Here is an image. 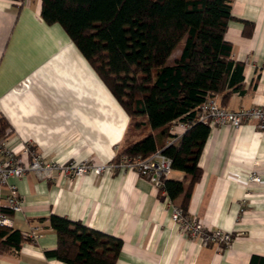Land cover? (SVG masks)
<instances>
[{
    "label": "crops",
    "instance_id": "obj_1",
    "mask_svg": "<svg viewBox=\"0 0 264 264\" xmlns=\"http://www.w3.org/2000/svg\"><path fill=\"white\" fill-rule=\"evenodd\" d=\"M40 11V0H0V117L7 145L19 152L30 144L47 163L109 165L142 135H131L118 101L63 28L46 24ZM231 16L224 39L244 66L243 89L217 100L230 111L264 108V0H232ZM145 131L159 144L172 139ZM198 167L187 215L206 231L231 234L227 248L188 238L171 219L181 199L171 201L134 171L90 172L72 180L30 173L11 180L23 204L8 216L12 229L32 238L19 251L1 254L0 264H63L46 255L57 245L50 215L121 240L116 264H249L252 256L264 258V128L258 122L210 128ZM251 172L262 183L248 189ZM184 178L171 170L166 179ZM247 190L251 197L241 206ZM6 195L0 192V205Z\"/></svg>",
    "mask_w": 264,
    "mask_h": 264
},
{
    "label": "trees",
    "instance_id": "obj_2",
    "mask_svg": "<svg viewBox=\"0 0 264 264\" xmlns=\"http://www.w3.org/2000/svg\"><path fill=\"white\" fill-rule=\"evenodd\" d=\"M40 1L42 20L63 28L134 129L166 136L173 123L187 127L177 144H159L149 133L116 156L145 158L162 149L172 170L185 178L165 179L160 192L171 201L180 198L177 207L187 215L191 191L201 177L198 159L210 132L197 122L196 112L209 97L221 96L223 103L243 89L244 66L233 60L232 46L224 39L232 0ZM7 135L0 117V138ZM48 222L57 237L48 257L63 264H116L121 240L56 215ZM28 241L26 234L0 227V255L15 253ZM249 264H264V258L252 256Z\"/></svg>",
    "mask_w": 264,
    "mask_h": 264
},
{
    "label": "built area",
    "instance_id": "obj_3",
    "mask_svg": "<svg viewBox=\"0 0 264 264\" xmlns=\"http://www.w3.org/2000/svg\"><path fill=\"white\" fill-rule=\"evenodd\" d=\"M196 120L207 125L209 128L228 126L234 130L239 129L245 122H258L259 127L264 128V108L240 109L230 111L223 108L217 97H209L198 108ZM186 126L176 122L173 123L169 134L171 141L168 145L174 144L186 130ZM30 144L22 146L19 152L12 150L7 145L6 139H0V192L7 191L5 204L0 205V227L9 229L12 227L8 213H18L22 210V198L17 194V188L11 183L12 179H20L27 174H35L42 180H54L58 176H64L71 180L75 177L93 172L96 175L117 170L134 171L138 176L152 184L160 192L163 181L172 170V160L163 154V150H157L148 157H129L120 155L116 161L109 165L94 166L88 162L80 164H58L47 163ZM261 178L251 172L246 179L249 189L252 185H260ZM164 193V192H160ZM251 193L247 190L242 199L241 206H245ZM172 221L177 224L180 230L191 239L198 238L204 246L220 245L225 248L230 246L233 236L228 233L206 231L195 219L185 215L177 206H172ZM30 239L32 236L26 234Z\"/></svg>",
    "mask_w": 264,
    "mask_h": 264
},
{
    "label": "rangeland",
    "instance_id": "obj_4",
    "mask_svg": "<svg viewBox=\"0 0 264 264\" xmlns=\"http://www.w3.org/2000/svg\"><path fill=\"white\" fill-rule=\"evenodd\" d=\"M181 47V45H180ZM107 88V87H106ZM108 89V88H107ZM114 97V96H113ZM121 106V105H120ZM123 109V108H122ZM126 113V112H125ZM127 114V113H126ZM129 117V116H128ZM3 120V119H2ZM130 120V126H129V132L131 133L132 136H136V135H142V138L146 135V131L144 129H140V130H136L134 129V127L132 126V121L129 117ZM140 121V120H139ZM136 132V133H135ZM0 139H4V138H0ZM33 149V148H32ZM34 150V149H33ZM35 152V151H34Z\"/></svg>",
    "mask_w": 264,
    "mask_h": 264
}]
</instances>
